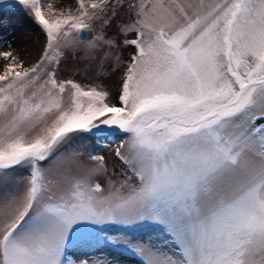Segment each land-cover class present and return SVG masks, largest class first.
I'll return each instance as SVG.
<instances>
[{"label": "snow or ice", "instance_id": "snow-or-ice-1", "mask_svg": "<svg viewBox=\"0 0 264 264\" xmlns=\"http://www.w3.org/2000/svg\"><path fill=\"white\" fill-rule=\"evenodd\" d=\"M15 2L45 44L30 67L0 50V264H118L69 252L100 246L139 264H264V0L128 4L118 104L57 71L69 52L109 59L117 42L86 34L120 0ZM117 135L123 179L105 189L104 157L79 145Z\"/></svg>", "mask_w": 264, "mask_h": 264}, {"label": "rangeland", "instance_id": "rangeland-1", "mask_svg": "<svg viewBox=\"0 0 264 264\" xmlns=\"http://www.w3.org/2000/svg\"><path fill=\"white\" fill-rule=\"evenodd\" d=\"M51 2L55 8L73 12L77 7L76 0H42V3ZM123 7L117 8V15L111 20L108 26L97 25L96 32L102 33L106 39H112L117 42L118 47L108 49L104 47V51H109L110 56L106 61L99 59L102 53L97 54L96 59H87L82 51H78L73 57L71 52L68 53L63 60L59 70L57 71V79L73 80L84 88L98 87L109 93V102L118 104V96L122 83V75L124 67L130 59V53L133 51L131 46L124 45L125 37L118 32L117 26L123 22H130L134 13L128 8V4L135 3L136 0H120ZM127 39H134L135 34L130 33ZM45 44V36L39 27L33 22L32 18L27 14L22 6H19L15 0H0V50H11L13 54L24 64L30 67L37 63L42 49ZM11 45L9 48L8 46ZM83 46H81L82 48ZM120 57V61L115 60V56ZM5 62L0 59V73L3 72ZM113 68L116 70L113 71ZM65 102H68L69 93L66 91ZM264 121H257V124ZM119 136V135H118ZM111 145L99 147L92 152L90 147L96 143L95 138H89L79 145V150L85 153L100 155L104 157V167L106 169L99 176V181L105 189L123 179L122 173L124 165L116 156L117 150L124 151L121 148L122 138ZM24 173V169L18 170ZM143 235V233H140ZM70 255L74 258L86 257L92 260H112L118 264H139L137 258L121 250L113 249L108 246H100L94 248L70 249Z\"/></svg>", "mask_w": 264, "mask_h": 264}, {"label": "trees", "instance_id": "trees-1", "mask_svg": "<svg viewBox=\"0 0 264 264\" xmlns=\"http://www.w3.org/2000/svg\"><path fill=\"white\" fill-rule=\"evenodd\" d=\"M95 138V137H94ZM120 140L119 136H114V137H105V138H95L96 143L93 144L90 149L92 150V152H94L95 150H97L99 147L101 146H105V145H111V144H115Z\"/></svg>", "mask_w": 264, "mask_h": 264}, {"label": "water", "instance_id": "water-1", "mask_svg": "<svg viewBox=\"0 0 264 264\" xmlns=\"http://www.w3.org/2000/svg\"><path fill=\"white\" fill-rule=\"evenodd\" d=\"M86 35H87V37H88L89 39H91V38L94 36V33H93V32H90V33H87Z\"/></svg>", "mask_w": 264, "mask_h": 264}]
</instances>
